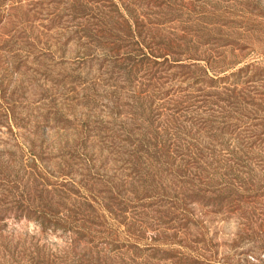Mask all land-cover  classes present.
<instances>
[{
	"label": "rangeland",
	"instance_id": "obj_1",
	"mask_svg": "<svg viewBox=\"0 0 264 264\" xmlns=\"http://www.w3.org/2000/svg\"><path fill=\"white\" fill-rule=\"evenodd\" d=\"M0 264H264V0H0Z\"/></svg>",
	"mask_w": 264,
	"mask_h": 264
}]
</instances>
